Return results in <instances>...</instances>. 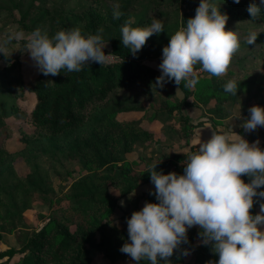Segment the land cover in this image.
<instances>
[{"label": "trees", "instance_id": "1", "mask_svg": "<svg viewBox=\"0 0 264 264\" xmlns=\"http://www.w3.org/2000/svg\"><path fill=\"white\" fill-rule=\"evenodd\" d=\"M252 2L241 0L235 4L233 0H211L228 16L226 31L246 33L238 34L240 49L233 56L226 75L203 77L197 86L201 87L199 90L185 88L182 82L183 97L179 98L176 95L179 86L174 82H168L163 89H152L161 71L150 68L145 61L160 55L170 37L186 27L187 20L195 17L200 0H0V22L4 26L0 33L7 34L9 27L23 30L25 34L39 28L51 37L60 30L79 28L84 36H102L110 45L108 53L115 58L103 66L89 62L80 72L62 69L57 76H44L39 71L26 84L19 74V58L0 67V214L3 211L5 219L0 231L16 229L14 220L22 218L21 212L30 199L50 195L51 179L66 170V162H76L84 172L64 195L63 200L69 203L68 213L52 214L39 231L30 230L19 220L24 226L18 229L21 247L1 251L0 260H6L0 264H91L93 252L101 253L111 264L127 259L120 249L126 242L130 243L127 231L130 215L119 207V199L151 183L149 170L154 164H157V172L183 175L176 162L186 155L165 153L158 157L161 160L149 162L142 169L134 167L127 161V155L157 141L154 133L140 127L141 120H120L118 116L145 112L147 103L153 116L162 122L178 119L193 129L195 126L182 111L188 106L203 105L221 116L219 118H225L223 110L236 106L241 97H246L250 104L257 101L263 93V83L256 75L245 72L248 59L243 54L262 59L261 48L255 46L258 40L264 39V33L250 47L245 37L251 26L264 23V8L258 18L252 20L247 11ZM255 2L259 4V0ZM114 4H119L122 13L118 20L113 18ZM182 4H186V8L180 14ZM153 18L163 21L164 31L152 35L134 57L122 45L121 28L129 19L132 27H148ZM21 42L25 45V41ZM233 79L237 82V95L224 91L226 82ZM29 95L35 103L27 112L18 102L28 100ZM193 96L196 100L190 101L189 97ZM260 105L264 108V100ZM11 115L27 118L36 129L34 136L24 135L29 151L17 152L31 169L26 177L16 176L11 164L15 152H10L4 144L10 131L7 118ZM248 137L249 141L257 139ZM259 139L263 140L261 149L264 150L263 133H259ZM41 157H46L48 162ZM241 179L250 182L247 176ZM257 191H264V187ZM150 193L147 195L149 203H158ZM251 212L259 213V202ZM72 225L74 230H71ZM200 231L199 226L188 230L189 242L174 252L170 264H215L218 261L211 245L203 246ZM184 249L189 251L188 256L182 255ZM16 257L18 259L12 261ZM139 264H150V261ZM159 264L165 262L159 261Z\"/></svg>", "mask_w": 264, "mask_h": 264}, {"label": "clouds", "instance_id": "2", "mask_svg": "<svg viewBox=\"0 0 264 264\" xmlns=\"http://www.w3.org/2000/svg\"><path fill=\"white\" fill-rule=\"evenodd\" d=\"M240 2L233 0L235 4ZM262 8L264 0L250 3L247 11L252 20L258 18ZM121 15L119 4H114L113 18L118 20ZM227 21L228 16L211 0H200L195 17L188 19L186 27L177 30L162 49L161 75L152 89H163L174 82L179 86L176 95H180L182 82L185 88L195 87L199 82L196 65L201 66L200 72L213 77L226 75L240 49L238 34L225 30ZM163 31L160 19L153 18L150 26L143 28L132 27L129 19L121 28L122 45L135 57L152 35ZM257 37L255 31H250L245 42L253 45ZM21 40L25 41L24 51L44 76H57L62 69L80 72L89 62L103 66L114 57L105 54L108 42L102 36H84L79 28L60 30L51 37L39 28L28 34L13 30L4 44ZM4 51L0 46V54ZM224 91L237 95V82L228 80ZM248 111L249 117L241 125L244 131L251 133L264 127V108L253 106ZM259 143L250 144L233 131L213 132L187 157L183 175L157 172L154 164L149 174L155 192L150 194L158 203L146 202L142 210L127 219L130 243L126 242L120 251L137 264L144 260L170 264L174 252L189 242L188 230L199 226L203 246L211 245L219 257L215 264H264V191H257L264 187V150ZM242 176L249 177L250 182L245 183ZM257 202L259 213L253 215L251 210ZM189 254L182 250L183 256Z\"/></svg>", "mask_w": 264, "mask_h": 264}, {"label": "rangeland", "instance_id": "3", "mask_svg": "<svg viewBox=\"0 0 264 264\" xmlns=\"http://www.w3.org/2000/svg\"><path fill=\"white\" fill-rule=\"evenodd\" d=\"M191 2H199V0H191ZM74 5L75 3L73 4V6ZM181 6L182 9L180 11V14L184 10V8H186V4H182ZM2 27H4L3 23L0 22V31ZM7 30V34L0 33V46H3L5 48L4 55L0 54V67H4L8 65L9 62L11 63L15 58H19V74L26 84L27 81L34 79L38 75L39 69L35 66V62L30 58L28 53L24 51L25 45L21 41H14L6 45L4 44V41L7 39L10 32L15 29L14 27H9ZM247 31H255L258 34V39L264 33V23H258L256 27L251 26L249 29H247ZM236 33L240 36H243L246 32L236 30ZM258 41L259 44H257L255 48H261V51L263 52L262 59H258L257 56H252V54H243L246 55L245 57H247L248 59L245 63V72H249V75H256L259 79L262 80L263 83V93L261 96H259L260 98L257 101L250 104V102H247V100L245 99L246 97H241L236 106H228L223 110L222 115H225V118H219L221 116H216L212 111L206 110L205 106L203 105L202 107L188 106L182 111L189 117V122L193 126H195L193 129H191L188 125L184 126V123L182 124L178 119H169L167 123L162 122L161 119L153 116L154 114L152 113L150 108H148L147 103H145L144 106L145 108H147L145 112H129L120 114L118 116V119L120 120H141L140 127L154 133L155 139L157 141V144L152 141L151 143H148L143 147H139L137 149L138 152L128 154L127 161L134 167L142 169V167L149 162L153 161V163H155L157 159L161 160L158 157L165 153H178L179 155L183 154L186 155V158H184L183 160H180L178 158L176 163L178 168L182 171V173H184V162L186 161L187 157L197 150L198 145L201 141L204 142L210 139L213 132H216L218 134H231L233 131L234 133L246 139L250 144L259 140V147L261 148L263 145V140L259 139V133L264 134V127H258L259 131L255 130L251 133L245 132L241 127V125L249 117V108L253 106H260L261 108L263 107L261 106L262 104L260 105V101L264 100V39ZM103 50L105 54L108 55L110 45L108 44ZM247 51L248 48L247 50H244V53H246ZM111 61H113V59ZM161 62L162 53L157 56H152L149 60L145 61V64L150 68L160 72L159 64ZM200 67L201 66L198 65L196 68L199 75V82L195 87L191 89H201V87H197L201 83V79L203 77L210 78L211 76L206 72H200ZM248 79L249 77H247V80ZM177 96L179 98H182L183 94L181 93ZM189 98L190 101L196 100L194 96ZM18 103L21 108H25L26 111L29 112L34 105L35 100L33 96L29 95L28 100ZM7 124L10 128V131L7 138L4 140V144L10 152H15V154H13L11 158L13 170L16 176L26 177L31 172V169L23 159L22 155L17 152L23 151V153H26L27 151H29L24 135L32 137L36 133V129L25 117L15 118L13 117V115H11L7 118ZM248 136L255 137L257 139L254 141H249ZM40 159H43L45 163L48 162V159L46 157H41ZM65 168L66 170L61 172L60 175L52 177V192L49 196H47L46 198H42L36 195L38 197L37 200L30 199L28 203L25 204L27 207L21 212L22 218L14 220L16 227L15 230L11 232L0 231V252L5 251L9 248L20 249L22 237L21 233H18L19 228H23L26 225L30 230L39 231L48 223L52 214L68 213L66 209L69 203L67 200H63L64 195L68 190L70 184L80 178L84 174V172L76 162H66ZM153 190H155V186L152 183L142 185L130 195L119 199V207L123 211H126L131 217L133 212L142 210L145 203H149L147 195ZM114 191L115 190H113V192ZM1 198L4 199L5 197L2 196ZM121 201L124 202V206H121ZM25 205L23 203H20V206ZM3 216L4 212L2 211L0 214V225H2L3 221H5ZM19 220H22L24 226L19 222ZM118 220L119 219L116 217L115 221ZM70 227L71 230H74L75 228L74 225ZM261 231H264V227L261 228ZM96 237L98 238V235ZM17 259L18 257L14 258L12 261H15ZM91 259V264H111L104 258L101 253L93 252ZM4 260L6 259L0 260V263H2ZM134 262L135 261L128 256L125 261H120L115 264H134Z\"/></svg>", "mask_w": 264, "mask_h": 264}, {"label": "built area", "instance_id": "4", "mask_svg": "<svg viewBox=\"0 0 264 264\" xmlns=\"http://www.w3.org/2000/svg\"><path fill=\"white\" fill-rule=\"evenodd\" d=\"M113 61H114V58H113ZM112 62V61H111Z\"/></svg>", "mask_w": 264, "mask_h": 264}]
</instances>
